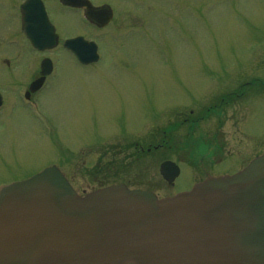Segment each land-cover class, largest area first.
I'll return each mask as SVG.
<instances>
[{"label":"rangeland","instance_id":"rangeland-1","mask_svg":"<svg viewBox=\"0 0 264 264\" xmlns=\"http://www.w3.org/2000/svg\"><path fill=\"white\" fill-rule=\"evenodd\" d=\"M13 1L0 0V22ZM45 2L61 34L79 29L82 36L97 39L101 58L82 66L68 53H60L57 75L39 98L49 115L42 111L48 126L33 118L41 110L29 108L32 117L28 108L10 99L12 83L19 86L32 74L25 62H32L36 54L28 49L21 68L11 70L0 62V92L7 99L0 115V184L57 163L79 193L124 183L167 197L209 172L237 170L264 151V0H93L110 6L114 17L106 28L91 30L85 21L74 19L76 14L59 8V0ZM8 32L0 26V39ZM113 42L124 49L115 50ZM252 75L259 77L257 87L247 92L250 98L238 99L237 111H226L230 116L220 127L221 137L239 132L244 137L230 150L212 137L217 121L202 122L195 130L187 122L173 131L170 120L158 124L165 112L172 118L186 102L199 112L211 100H206L208 93L221 98L239 88L238 78L250 81ZM210 81L215 83L211 92ZM243 123L248 124L247 137ZM213 141L221 151L209 166L213 160L200 149ZM136 142L139 153L141 145L145 148L139 156ZM59 147L79 151L53 157ZM166 160L181 168L173 183L160 174ZM199 164L208 170L203 173L196 168Z\"/></svg>","mask_w":264,"mask_h":264},{"label":"water","instance_id":"water-1","mask_svg":"<svg viewBox=\"0 0 264 264\" xmlns=\"http://www.w3.org/2000/svg\"><path fill=\"white\" fill-rule=\"evenodd\" d=\"M92 45L66 42L83 63ZM0 264H264V154L162 200L124 186L80 198L47 169L0 191Z\"/></svg>","mask_w":264,"mask_h":264},{"label":"flooded vegetation","instance_id":"flooded-vegetation-1","mask_svg":"<svg viewBox=\"0 0 264 264\" xmlns=\"http://www.w3.org/2000/svg\"><path fill=\"white\" fill-rule=\"evenodd\" d=\"M12 3H13V8L4 9L5 11V13L3 14V17L5 16L4 21L5 23H9L8 25L12 31L10 32V35L8 38H3V40H0V45L4 44V45H1L2 48H0V62H5L7 64H11V62H14L17 67H23L24 54L25 52H28V47H29L27 39L21 30V13H20L21 8L20 6L23 3V0H20L18 2L14 0ZM6 14H9V15H6ZM57 48L52 49V51L54 50L56 51ZM27 60L25 62L26 68L28 67ZM40 60L41 58L38 59V56H36V63L37 62L39 63ZM39 76H40L39 69L37 68L34 69L33 73L28 78V83L27 85H25V88H27L28 90L30 83ZM45 84L47 85V78L44 82V85ZM34 94H31L30 98H32Z\"/></svg>","mask_w":264,"mask_h":264}]
</instances>
